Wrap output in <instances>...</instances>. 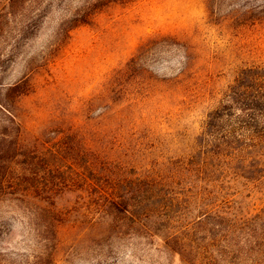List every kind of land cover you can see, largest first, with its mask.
Here are the masks:
<instances>
[{
    "label": "rangeland",
    "instance_id": "rangeland-1",
    "mask_svg": "<svg viewBox=\"0 0 264 264\" xmlns=\"http://www.w3.org/2000/svg\"><path fill=\"white\" fill-rule=\"evenodd\" d=\"M66 8L2 64L25 84L14 122L0 109V264H264V117L256 136L226 107L264 67V0H124L60 27Z\"/></svg>",
    "mask_w": 264,
    "mask_h": 264
},
{
    "label": "trees",
    "instance_id": "trees-1",
    "mask_svg": "<svg viewBox=\"0 0 264 264\" xmlns=\"http://www.w3.org/2000/svg\"><path fill=\"white\" fill-rule=\"evenodd\" d=\"M118 1L124 0H77L72 2V4L75 3L73 6L70 4V0H0V74L5 73L2 64L7 63L6 68H9L8 63L18 58L23 47L41 32L44 24L49 23L48 21L56 10L55 8L63 4L67 5V14L59 20L60 27L66 24L76 26L88 23L90 17L104 4ZM21 84L20 81L4 82L0 78V93L6 92V97L4 99L0 98V109H4L13 122L16 117L7 108L10 101L9 97H14L13 92L16 93L17 97L24 93L18 89ZM226 107L231 115L238 111L240 113L238 118L244 119L242 121L246 124L245 128L256 136L259 135L260 132L256 130L259 127L258 117H264V67L250 68L242 72V75L236 80L234 89L228 96ZM261 135L264 137V134ZM84 168L89 172L85 176L86 182H88V185H92L94 180L91 177L94 172V165L88 162V165ZM126 181H129L127 183L130 185V189L133 190L131 195L152 191L158 185L157 178L151 176L136 177L134 180ZM104 187L100 189L101 191H98L99 196L103 198L109 196V204L121 206L128 211L130 191L124 194L110 193L108 192L110 191L109 188L106 187V190ZM210 187L213 189L212 186ZM202 190L204 192L206 188ZM112 191L115 190L112 188ZM202 194L201 192L200 196ZM211 194L202 195V203H204L203 200H208Z\"/></svg>",
    "mask_w": 264,
    "mask_h": 264
}]
</instances>
